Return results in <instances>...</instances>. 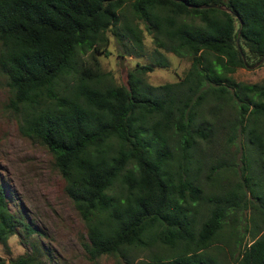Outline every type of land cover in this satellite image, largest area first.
Listing matches in <instances>:
<instances>
[{
	"label": "trees",
	"instance_id": "16d2710c",
	"mask_svg": "<svg viewBox=\"0 0 264 264\" xmlns=\"http://www.w3.org/2000/svg\"><path fill=\"white\" fill-rule=\"evenodd\" d=\"M139 23L152 38L155 64L168 65L161 50L190 58L179 80L148 85L142 75L152 66L143 63L128 72L126 86L103 72L96 57L93 64L78 58L103 52L109 29L119 38L128 33L130 46L139 47ZM262 58L264 0H0V70L20 129L53 155L84 221L83 246L92 259L264 264V79L245 83L232 76ZM203 104L215 120H198ZM222 110L224 122L216 115ZM220 129L230 142L240 140V163L216 158L203 189L198 178L205 160L196 136L208 143ZM230 171L239 176L229 182ZM240 209L252 216L244 213L237 228ZM22 216L10 209L0 184V244L19 227L28 238L36 231ZM230 240L227 254L218 244ZM150 243L165 253L127 257ZM30 244L31 251L11 261L0 257V264H47L38 243ZM214 246L221 256L211 254Z\"/></svg>",
	"mask_w": 264,
	"mask_h": 264
},
{
	"label": "rangeland",
	"instance_id": "374dc122",
	"mask_svg": "<svg viewBox=\"0 0 264 264\" xmlns=\"http://www.w3.org/2000/svg\"><path fill=\"white\" fill-rule=\"evenodd\" d=\"M125 9L129 11V5L125 4ZM139 27L142 38L139 47L132 48L130 46L133 41L128 33L127 36L119 38L112 29H109L106 32L107 43L99 45V50L103 52L90 50L79 55L78 58L82 64H93L96 57L103 72L110 75L114 82L126 86H128V72L143 63L152 66L151 70H147L142 75L148 85L154 86L179 80L189 67L190 58L161 50L168 65L155 64L154 61L158 54L154 51L152 38L141 23H139ZM119 29L122 31L121 26ZM105 50L106 52H104ZM120 56H124L123 71L119 66ZM232 76L235 80L245 83L263 81L264 58L253 64L237 67ZM12 94L13 92L7 84V77L0 70V184L3 186L10 209L22 214V219L36 231L31 232L28 238L24 229L19 227L17 232L12 234L5 243L0 244V257L11 261L19 254L31 251L30 242L36 241L41 247L40 257L47 264H128L122 257L115 254H103L95 259L89 257L83 246V242L87 240L84 221L65 192V182L54 164V157L42 143L28 137L20 129V113L11 103ZM199 109L198 120L202 116L215 120L212 113L208 112L206 104L201 105ZM217 114L220 121H226L227 116L223 110ZM197 123H201V121H197ZM228 136V132L223 129L214 131L208 143L196 136L198 141L195 149L205 160L202 162L203 172L198 178L203 189L208 186L204 185L203 181L210 182L204 174L208 172L209 163L215 164L216 158L220 157L227 164H232L233 161L240 163L239 157L242 153V149L238 146L240 140L232 143ZM235 168L237 170L239 167ZM237 176H239L238 173L234 174L230 171V175L227 177L230 182L234 181ZM223 179L226 180V178ZM249 197V200H255L253 197ZM197 206L198 212H203L204 203H199ZM237 212L238 220L232 224L240 228L239 226L244 222L242 220H246L244 213L250 218L252 212L251 209H246L245 212L240 209ZM250 220L253 222L252 218ZM250 220L248 228L254 229ZM230 228V225L223 228L221 239L224 240V236H227ZM250 238V233L245 232L243 243H249ZM218 245H222L225 249L224 252L229 254L234 243L230 240L229 246L222 243ZM219 250L214 246L210 252L213 255L221 256ZM158 252L165 253L158 245L150 243L143 248H134L126 254L128 258H133V261H138L142 258L148 259L152 253Z\"/></svg>",
	"mask_w": 264,
	"mask_h": 264
},
{
	"label": "water",
	"instance_id": "95a60500",
	"mask_svg": "<svg viewBox=\"0 0 264 264\" xmlns=\"http://www.w3.org/2000/svg\"><path fill=\"white\" fill-rule=\"evenodd\" d=\"M123 60H124V56H120V58H119V66H120L121 71L124 70Z\"/></svg>",
	"mask_w": 264,
	"mask_h": 264
}]
</instances>
